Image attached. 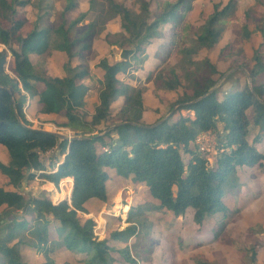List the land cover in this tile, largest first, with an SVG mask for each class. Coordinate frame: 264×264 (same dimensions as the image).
Segmentation results:
<instances>
[{
    "label": "trees",
    "instance_id": "16d2710c",
    "mask_svg": "<svg viewBox=\"0 0 264 264\" xmlns=\"http://www.w3.org/2000/svg\"><path fill=\"white\" fill-rule=\"evenodd\" d=\"M44 1L38 0V7L46 8V13H38L29 22L18 8L31 6L33 0H0V11L14 14L9 26H4L0 17V44L12 54V62L6 67L7 55L0 52V147L8 155L6 162L0 159V174L7 178L0 182V222H7L5 235L0 236V264H29L18 250L20 245H28L25 233L45 234L58 226L74 236L70 239L81 242L85 264H109L110 250H105L104 242L97 241L88 220L80 213L86 211L92 199L102 206L112 205L111 172L117 183L125 181L145 188L156 203L155 210L169 211L177 217L193 210L200 227L206 216L223 213V197L239 185L238 169L264 161V153L256 147L264 138V65L260 60L264 47V0H254L239 16V0L214 6L195 38L196 46L185 52L190 66L184 68V73L173 68L163 80L168 91L182 88L184 80L188 89L177 94L169 113L154 124L143 120L144 90L120 79L119 74L139 67V60L166 25L172 31L170 49L184 53L186 41L182 38L192 27L187 17L194 9V0H139L140 13L136 14L116 0L111 1L121 19V31L107 33L103 40L120 51V59L104 64L100 102L91 114L85 108L89 87L81 82L90 57L84 39L70 36L89 11L80 13L68 25L66 15L78 9L79 4L77 0H60V22L49 25ZM152 4H156L155 11L151 10ZM250 22L261 38L251 57L241 43L252 39ZM236 25L243 40L236 38L230 43L235 59L229 70H236L225 81L247 72L251 83L240 87L235 82L224 90V81L217 85L226 73L219 71L209 58L201 62L206 70L198 73L192 57L201 50L213 49L216 35L232 31ZM54 51L65 52L68 62L64 66L66 76L50 80L45 66ZM32 54L39 57L35 65L30 60ZM74 60L79 64L74 66ZM39 83L43 84L42 90ZM28 96L39 97L42 114L65 116L73 139L61 140L55 134L34 129L24 112ZM120 99L123 103L114 106ZM250 109L254 111V126L260 131L252 141ZM219 124L223 132L219 131ZM210 133L217 136L218 153L202 156L197 139ZM47 153L54 155L49 167L41 161V155ZM185 155L190 160L186 161ZM67 178L73 180L71 201L55 203L48 196L23 191L25 184L28 187L35 180L59 187ZM131 210L144 213L143 206ZM72 250L78 252V248ZM256 252L254 248V260ZM120 254L126 262L139 264L128 247ZM44 264L53 261L48 259Z\"/></svg>",
    "mask_w": 264,
    "mask_h": 264
},
{
    "label": "rangeland",
    "instance_id": "374dc122",
    "mask_svg": "<svg viewBox=\"0 0 264 264\" xmlns=\"http://www.w3.org/2000/svg\"><path fill=\"white\" fill-rule=\"evenodd\" d=\"M29 1L32 3V0ZM33 1L31 6L18 8L19 12L29 19V22L34 21L38 13H46V8L39 10L38 0ZM77 1L79 8L66 15V21L69 25L80 13L89 11L87 18L70 31V36L71 39H84L87 55L90 57L88 66L82 73L81 82L90 88L85 96V108L91 114L99 105L96 89L101 85L100 77L104 71V64L106 62L111 64L120 57L118 49L111 50L109 46V51H106V46L102 48L103 37L109 33L108 31H114L112 25L116 22L113 19H117L116 21L119 19V22L121 19L117 15L112 0ZM239 1L240 4H237L236 8L237 16L241 15L254 2V0ZM60 2V0H45L43 2V7H47L48 10L47 23L49 22V25H57L60 22ZM116 2L125 5L132 14L140 13L139 0H116ZM227 2L228 0H194V9L187 17V21L189 24L191 23L192 27L188 28L185 37L182 36V39L185 38L186 41L184 53L170 49L169 41L172 31L170 25H166L160 30L158 37L152 41L146 55L139 60V67L129 69L127 74H119L120 79L144 90L145 119H150L148 121L153 123L157 117L166 116L177 94H182L188 89V83L184 80L182 88L168 91L163 85V80L173 68L184 73V68L190 66L185 52L196 46L195 38L200 32L201 25L213 12L214 6L220 3L225 5ZM155 9L156 4H152L151 10L155 11ZM0 17L3 25L9 26L14 14L3 9L2 12L0 11ZM103 28L104 31H102ZM250 28L253 31L250 42L243 40L241 30L237 25L233 26L232 31L228 30L221 36L216 35V44L213 49L201 50L192 57L196 64L195 70L198 73H203L206 69L201 62L204 58H209L222 73H226L219 80L217 87L223 81L224 90L230 88L235 82L240 87H244L247 83L250 84L251 78L249 79L247 72L236 74L225 81L236 70H229L235 59L231 56L230 43L234 42L236 38L239 41L243 40L241 43L250 57L253 54V49L261 43L260 34L252 22H250ZM54 40L55 36L52 37V42ZM0 50L7 55L6 67H8L12 62V54L9 53L7 47L1 44ZM155 55L159 57H155ZM260 60L264 65V47ZM33 61H36L35 58ZM50 61L52 67L53 61ZM54 62H57L55 63L56 69L54 72H52L53 70L49 71L50 80L60 78L59 76L63 74L61 71L63 62L58 59H55ZM73 65H77V62L73 61ZM40 86L43 85L40 84ZM221 97L222 95L219 94V98ZM122 103L123 99H120L116 105ZM41 110L40 100L27 110L29 117L34 121L28 119L35 128H44L52 133L72 137V131L66 127L65 116L59 115L47 119L42 115ZM248 115L251 121L249 141H252L260 131L259 127L254 126L253 123V109H250ZM218 126L219 131L223 132L221 124ZM196 143L202 156L217 155L218 143L214 133L200 136ZM256 147L264 153V138ZM53 156L51 153L41 155V161L45 163L46 167L50 166ZM0 159L7 160L4 148H0ZM184 159L188 161L190 157L185 155ZM238 171H240L238 174L239 185L233 191L228 192L230 196L226 200V210L218 216L209 217L201 227L193 219V210H188L183 218L166 211L155 210L156 203L149 197L145 188L132 183H129L131 186L129 187L125 181L117 183L113 172H111L112 178L109 182L112 205L102 206L98 200H91L86 211L80 213V216L84 220H88L97 241L104 242L105 250L107 248L110 250L107 256L109 264H131L126 262L120 254V251L126 247L130 249L131 255L139 264H201L204 261L210 264H264V161L254 167L239 168ZM3 179L5 178L0 175V182ZM70 181L62 180L59 187H56L52 183L35 180L28 187L23 188V191L32 195L48 196L54 202L69 200L72 183ZM51 191L53 192L49 193ZM142 206L144 207L143 214L131 210ZM6 224V221L0 222V236L5 235ZM25 236L28 245H20L18 250L29 264H44L48 259L52 260L53 264H85L80 252L82 251L81 242L70 239L74 236L62 231L59 226L56 230L45 234L36 235L32 231L26 232ZM74 247L78 248V252L72 250ZM101 248L104 249L103 246ZM254 248L257 251L255 260L253 259Z\"/></svg>",
    "mask_w": 264,
    "mask_h": 264
},
{
    "label": "crops",
    "instance_id": "0c3cea01",
    "mask_svg": "<svg viewBox=\"0 0 264 264\" xmlns=\"http://www.w3.org/2000/svg\"><path fill=\"white\" fill-rule=\"evenodd\" d=\"M83 12H88L87 10L86 11H83ZM117 19H113V21L114 22H116V24H113L112 25V27L114 28V31L112 30V31H108L109 33H111V34H116V33H119L120 31H121V20H120V22H119V19H118V21H116ZM109 28V27H108ZM108 30V29H107ZM103 46H106L107 47V50L106 51H109V45L104 41V45H102V48H103ZM111 48H113V47H111ZM245 50V49H244ZM9 51V50H8ZM0 52H2V50H0ZM247 51H245V53H246ZM10 53V52H9ZM247 55H248V53H246ZM54 55V56H53ZM55 56H59V57H55ZM249 56V55H248ZM156 57V56H155ZM250 57V56H249ZM33 58H35V62L33 61ZM55 59H58V60H61L62 62H63V65H62V68H61V71H62V73L63 74H61L60 76L57 74V76H59L60 78H63V77H65L66 76V73H65V70H64V66H65V64L68 62V56H67V54L65 53V52H61V51H54L53 52V54H52V56L50 57V58H48V60H47V62H46V66H45V68H46V71H47V75L49 74V71H51V70H53L52 72H54V70L56 69V67H55V63H57V62H54L55 61ZM119 59H120V57H119ZM119 59H117V60H119ZM30 60H31V62H32V64H37L38 63V61H39V57L37 56V55H35V54H32V55H30ZM50 60H52L53 61V63H54V65H53V63H52V67H51V64L49 63V62H51ZM116 60V61H117ZM74 61H76L77 62V65L79 64V62H78V60H74ZM114 63V62H113ZM49 64V65H48ZM112 64V63H111ZM152 65V64H151ZM74 66H76V65H74ZM54 68V69H53ZM219 69V68H218ZM220 71V70H219ZM56 74V73H55ZM103 75H104V71H103V73H102V77H100V80H101V83H102V81H103ZM224 80V79H223ZM40 84L41 83H39L38 84V87H39V89L40 90H42L43 89V86L41 87L40 86ZM43 85V84H42ZM100 86L101 85H99V87L96 89V93H97V95H98V97H99V89H100ZM89 90H90V88H89ZM35 102H39V97H27V101H26V105H25V109H24V112H25V114H26V116H27V118H29L30 119V121H34L32 118H30L29 117V114H28V109H31L34 105H35ZM100 102V101H99ZM98 102V103H99ZM114 106H119V105H114ZM29 107V108H28ZM45 118H53V117H55V116H59V115H49V116H47V115H44V114H42ZM145 113L143 114V120H144V122H145V120H146V122L145 123H147V124H154L157 120H158V118L159 117H157L156 119H155V121L152 123L151 121H148V120H150V119H145L146 117H145ZM150 118V117H149ZM28 119V120H29ZM33 128L34 129H36V130H43V131H46L44 128H35L34 126H33ZM46 132H49V131H46ZM206 135V134H205ZM205 135H203V136H205ZM207 135H209V134H207ZM201 136V135H200ZM0 148H3V147H0ZM7 153V152H6ZM7 160H8V155H7ZM6 160V161H7ZM3 161V160H2ZM5 161V162H6ZM239 172L240 171H238V174H239ZM1 175V174H0ZM3 178H5V179H3L2 180V182H6L7 181V178L4 176V175H1ZM67 179H69V180H71L70 182H72L71 183V190H70V194H71V191H72V187H73V180L71 179V178H67ZM65 180V179H64ZM65 181H67V180H65ZM25 187H27V185L25 184ZM24 187V188H25ZM53 191H51V192H49V193H52ZM35 196H38V195H35ZM54 196H55V194H54ZM230 196V194L228 193V194H226L224 197H223V203L225 204V206H226V204H227V198ZM92 200H96V199H92ZM62 201V200H61ZM69 201H71V199L69 198ZM60 202V201H59ZM59 202H55V203H59ZM91 202V201H90ZM89 205H90V203H89ZM167 212H169V211H167ZM169 213H171V212H169ZM221 213H219V214H217V215H214V216H218V215H220ZM214 216H212V215H208V216H206V218H205V220H204V223L208 220V218L209 217H214ZM180 218H183V216H179ZM194 219V218H193Z\"/></svg>",
    "mask_w": 264,
    "mask_h": 264
},
{
    "label": "water",
    "instance_id": "95a60500",
    "mask_svg": "<svg viewBox=\"0 0 264 264\" xmlns=\"http://www.w3.org/2000/svg\"><path fill=\"white\" fill-rule=\"evenodd\" d=\"M249 79H250V76L248 75ZM214 89H212L210 92H212ZM162 122V121H161ZM43 131V130H42ZM49 133H52V132H49ZM52 134H55L56 136H58L61 140H64V139H69V140H72L73 138L72 137H67L63 134H60V133H52ZM72 197V191H71V194H70V199Z\"/></svg>",
    "mask_w": 264,
    "mask_h": 264
},
{
    "label": "bare ground",
    "instance_id": "6f19581e",
    "mask_svg": "<svg viewBox=\"0 0 264 264\" xmlns=\"http://www.w3.org/2000/svg\"><path fill=\"white\" fill-rule=\"evenodd\" d=\"M65 180L70 181L69 179H65ZM65 180H64V181H65ZM69 194H70V193H69Z\"/></svg>",
    "mask_w": 264,
    "mask_h": 264
},
{
    "label": "built area",
    "instance_id": "2783aa9c",
    "mask_svg": "<svg viewBox=\"0 0 264 264\" xmlns=\"http://www.w3.org/2000/svg\"><path fill=\"white\" fill-rule=\"evenodd\" d=\"M202 136V135H201ZM200 137V136H199ZM199 137H198V139H199Z\"/></svg>",
    "mask_w": 264,
    "mask_h": 264
}]
</instances>
